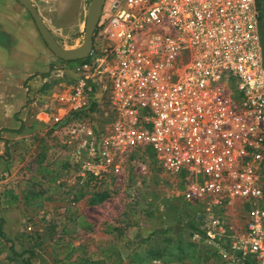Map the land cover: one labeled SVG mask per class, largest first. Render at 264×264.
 <instances>
[{"label":"built area","instance_id":"built-area-1","mask_svg":"<svg viewBox=\"0 0 264 264\" xmlns=\"http://www.w3.org/2000/svg\"><path fill=\"white\" fill-rule=\"evenodd\" d=\"M109 9L90 56L70 69L69 112L53 121L81 141V173L101 182L121 169L125 154L151 146L167 172L186 173L188 201L208 200L213 211L249 204L242 238L216 215L203 231L230 254L226 260L264 264L263 12L256 0H113ZM106 106L111 123L97 129L88 118Z\"/></svg>","mask_w":264,"mask_h":264},{"label":"rangeland","instance_id":"rangeland-1","mask_svg":"<svg viewBox=\"0 0 264 264\" xmlns=\"http://www.w3.org/2000/svg\"><path fill=\"white\" fill-rule=\"evenodd\" d=\"M35 1L50 6L52 14L60 7L59 2ZM59 1L76 3L75 8L80 4L83 32L80 41L70 49L77 48L84 39L91 0ZM112 1L106 0L104 15L110 13ZM259 27L264 39V19L260 20ZM66 29L72 36L74 29ZM80 61L67 64L74 67ZM56 62L57 69H61L64 63L59 59ZM112 117L106 106L88 121L97 129L106 130ZM36 132L27 133L26 138L13 145V130H0V226L2 220L5 234L0 236V264H23L27 259L31 264H165L164 259H148V250L163 247L170 238L173 257L166 260L175 259L178 240L185 248L189 242L201 240L193 233L191 224L201 229L215 215L240 238L245 233L250 208L246 202L237 200L227 209L213 211L208 200L188 201L185 198L188 180L167 172L158 160L144 156V150L138 148L124 155L118 172H110L89 188H83L80 171L62 175L54 185L36 187L41 194L27 198L24 193L32 186L25 181L33 173L39 154L44 152L48 162L54 163L66 156H76V151L82 150L81 141L67 130ZM105 190L110 198L92 205L93 193ZM200 214L204 215L202 224L197 219ZM142 240L147 242L135 254V243ZM222 248L230 251L227 243ZM229 258L230 254H222L213 264ZM188 263L203 264L197 257Z\"/></svg>","mask_w":264,"mask_h":264},{"label":"crops","instance_id":"crops-1","mask_svg":"<svg viewBox=\"0 0 264 264\" xmlns=\"http://www.w3.org/2000/svg\"><path fill=\"white\" fill-rule=\"evenodd\" d=\"M31 1L56 42L75 47L83 32L80 4L48 0L60 3L52 14L50 6ZM67 27L74 29L72 36ZM57 59L26 8L17 0H0V130H13V145L31 131L66 129L53 121L69 112L74 75L60 59L64 64L57 69Z\"/></svg>","mask_w":264,"mask_h":264},{"label":"trees","instance_id":"trees-1","mask_svg":"<svg viewBox=\"0 0 264 264\" xmlns=\"http://www.w3.org/2000/svg\"><path fill=\"white\" fill-rule=\"evenodd\" d=\"M256 2L258 5V8L263 12L262 19H264V0H256ZM33 138L35 139V137ZM43 149L45 150L44 147ZM138 149L144 150V154H143L144 156L150 157L155 162L157 161L155 152L151 146L146 145V146L139 147ZM80 171H81V165H80V160L77 156L75 155L66 156V157L59 159L58 161L54 163H50L48 162L43 152L37 156L33 173L31 174L29 180L25 181V183H27L29 186L31 185L32 188H30V190L27 189L24 194L27 196V198L38 197L41 194L40 192L41 190L37 191L36 187L54 185L60 180L62 175H73ZM178 176L184 179L186 177V173L183 172ZM80 179L82 180L83 188L91 187V184L96 181L92 175L87 174V173L81 174ZM94 187H97V186L95 185ZM109 198H110V195L106 190L96 191L93 193L90 203L92 205H98L108 200ZM247 206H249V204ZM203 217L204 215H201V214L200 216H197L199 224L204 223ZM2 225H3V221L1 220L0 236L4 237L5 234H4ZM191 227L193 229V233L198 234L201 237V240L200 242H195V241L189 242L187 248L190 249V251H187V248L184 247V245L182 244V241L178 240L177 241L178 254L175 256V259L172 258L169 261H167L166 257H173L172 256L173 254L170 251L172 239L167 238L165 240L166 244L163 247L157 246V248L149 249L147 252V258L148 259H158V260L164 259L163 261L165 264H189L188 263L189 259L196 258V257L201 259L203 264H209V263L213 264V262H215L217 259L222 258L220 247L208 242L204 234L203 228L200 229L195 224H191ZM109 229L112 230V228H109ZM116 230L119 234H122L121 230L119 229H116ZM146 242L147 240H142L139 243H135L136 245L135 254L139 252L142 245ZM130 244L134 245V243H130ZM23 264H31V262L29 259H27L25 260V262H23ZM221 264H255V262L250 258L243 259L241 256H237L236 258L232 260H223Z\"/></svg>","mask_w":264,"mask_h":264},{"label":"water","instance_id":"water-1","mask_svg":"<svg viewBox=\"0 0 264 264\" xmlns=\"http://www.w3.org/2000/svg\"><path fill=\"white\" fill-rule=\"evenodd\" d=\"M33 18L35 25L50 51L60 60L80 61L87 59L93 49L94 35L106 0H91L85 22V32L82 44L74 49L62 48L44 25L40 15L31 0H17Z\"/></svg>","mask_w":264,"mask_h":264}]
</instances>
